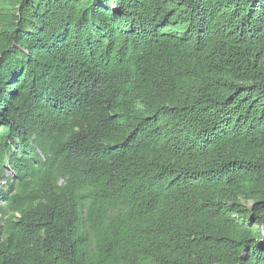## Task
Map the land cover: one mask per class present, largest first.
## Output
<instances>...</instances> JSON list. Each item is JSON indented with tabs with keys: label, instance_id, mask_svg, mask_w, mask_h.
I'll return each mask as SVG.
<instances>
[{
	"label": "trees",
	"instance_id": "obj_1",
	"mask_svg": "<svg viewBox=\"0 0 264 264\" xmlns=\"http://www.w3.org/2000/svg\"><path fill=\"white\" fill-rule=\"evenodd\" d=\"M0 264H264V0H0Z\"/></svg>",
	"mask_w": 264,
	"mask_h": 264
}]
</instances>
